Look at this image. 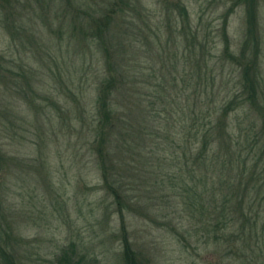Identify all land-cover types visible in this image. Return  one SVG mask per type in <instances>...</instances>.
Here are the masks:
<instances>
[{
  "label": "rangeland",
  "instance_id": "1",
  "mask_svg": "<svg viewBox=\"0 0 264 264\" xmlns=\"http://www.w3.org/2000/svg\"><path fill=\"white\" fill-rule=\"evenodd\" d=\"M139 1L144 16L135 13L137 45L127 57L141 72L138 93L152 78L171 80L183 92L178 98L190 99L181 77L191 82L199 61L204 73L193 67L196 76L214 86L196 94L225 102L224 130L241 153L233 165L224 155L219 164L218 175H236L244 197L226 206L244 215L213 223L211 185L201 201L191 196L205 174L189 173L191 159L171 157V135L158 134L162 144L154 145L136 121L123 140L135 169L125 174L127 205L119 211L100 188L89 143L101 54L74 30L67 0H0V224L17 237L8 239L14 257L18 264H59L62 254L81 264H129L127 247L131 264H264V0H181L187 17L175 7L180 0ZM77 2L68 0V9ZM198 43L203 53L192 52ZM244 159L249 169L239 175Z\"/></svg>",
  "mask_w": 264,
  "mask_h": 264
},
{
  "label": "trees",
  "instance_id": "2",
  "mask_svg": "<svg viewBox=\"0 0 264 264\" xmlns=\"http://www.w3.org/2000/svg\"><path fill=\"white\" fill-rule=\"evenodd\" d=\"M91 1L81 0L80 6L77 2L76 5H72L74 6L72 9H68V0L64 5L65 11L71 12L74 21H78L74 30H78L85 43L87 42L95 51H98L103 60L104 69L95 80L97 82L94 90L95 113L89 128L91 135L89 143L99 173L100 188L112 195L119 211L126 207L129 179L125 174L132 172L135 168L130 163L131 160L126 161L127 152L125 149L131 148L123 140L126 131L135 129L134 123L136 121L140 124L144 123L148 127L149 132L143 134L144 139L151 143L154 142V145L162 144L157 141L158 134H165L164 136L167 137L171 135L177 148L173 150L171 157L183 158L184 160L191 159L194 168L189 173L200 172L205 174V179L201 184L193 187L191 196L196 202L201 201L204 199V192H208L206 185H211L208 202L213 205L210 209L213 223H218L215 220L217 218L231 223L234 217L244 215L239 208L233 207V205L226 206L227 201H231L232 198L239 201V204L244 200L243 195L237 191L238 180L236 175L229 180H223L221 175H218L222 173L219 164L223 155L227 157L229 164L233 165L241 154L232 135L228 130H224L222 109L225 102L223 101L218 105L214 99L199 95L201 91L196 94L199 88L204 91L213 87L214 81L208 83L207 78L202 79V77L196 76L194 68L200 73H204V71L199 61L195 59V66L192 67V78L190 76L191 82H185L184 77H181V83L189 85L194 92L190 96L191 101L189 96L185 101L178 98L183 92L179 88L180 95H178L171 80L161 82L162 85H159L154 82L152 77L144 85L147 90L144 96L143 93H138L140 88L137 83H141L138 80L141 72L137 65L129 63L127 57L137 45L135 41L137 34L134 31L137 28L135 13L138 12L140 15L138 18H143L144 9L141 8L143 4L139 0H100L98 3ZM82 7L86 11H81ZM175 7L184 17H187L185 3L181 0L177 1ZM197 49L203 53V45H194L192 52ZM181 65L183 66L182 70L186 71L184 70V62H181ZM210 104H213L212 109H209ZM160 105L162 108L158 109ZM137 106L141 107L138 114H142L139 121L137 117L136 120L133 118V111ZM174 107L181 109L186 107L188 110L187 112L179 110L182 111V115H178L180 113H177ZM162 113H165V116L161 123L158 120L160 118L158 115ZM174 122L179 124L178 129L173 128ZM223 140L224 148H222ZM251 150L248 154L251 153ZM217 164L218 167H216ZM202 167L203 169H201ZM263 167L260 168L258 164V170H260L258 176L262 175ZM248 169L244 159L239 175L245 174ZM255 170L256 162L253 163V175ZM218 188L221 189L219 195L215 194ZM220 200L223 206L214 205ZM192 212L194 215H198L203 214L204 211L195 209ZM193 214L191 213V217ZM14 236L0 224V264H18L12 252L13 246L9 245L8 242V239L16 240L17 237ZM2 242L6 243L8 248H5ZM124 254H126L128 263L131 264L134 259L131 257L134 256L133 253H130L125 247ZM58 261L59 264L82 263L79 258L74 260L66 254L58 257Z\"/></svg>",
  "mask_w": 264,
  "mask_h": 264
},
{
  "label": "water",
  "instance_id": "3",
  "mask_svg": "<svg viewBox=\"0 0 264 264\" xmlns=\"http://www.w3.org/2000/svg\"><path fill=\"white\" fill-rule=\"evenodd\" d=\"M214 264H220V263H214Z\"/></svg>",
  "mask_w": 264,
  "mask_h": 264
}]
</instances>
